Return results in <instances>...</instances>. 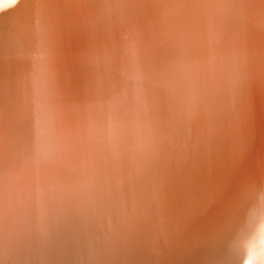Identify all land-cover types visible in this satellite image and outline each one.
<instances>
[{"label":"bare ground","instance_id":"1","mask_svg":"<svg viewBox=\"0 0 264 264\" xmlns=\"http://www.w3.org/2000/svg\"><path fill=\"white\" fill-rule=\"evenodd\" d=\"M0 264H264V0H0Z\"/></svg>","mask_w":264,"mask_h":264}]
</instances>
